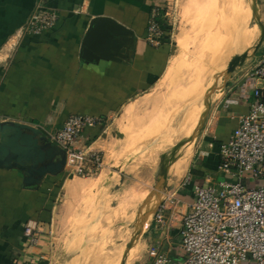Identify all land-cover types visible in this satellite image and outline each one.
<instances>
[{
	"label": "crops",
	"instance_id": "obj_1",
	"mask_svg": "<svg viewBox=\"0 0 264 264\" xmlns=\"http://www.w3.org/2000/svg\"><path fill=\"white\" fill-rule=\"evenodd\" d=\"M163 3L164 0H0V122H19L53 131L70 115L104 117L108 119L106 129L85 131L81 142H93L97 149L98 144H107L110 129L118 131L120 116L130 106L134 110L144 106V96L156 87L173 57L167 34L158 46L146 40L151 13L155 9L162 11ZM40 4L57 10L56 26L38 35L23 33L30 14ZM260 11L264 17L263 6ZM95 17L112 18L135 33L132 57L119 63H85L79 59L83 36ZM164 27L161 26L163 30ZM263 53L261 46L256 56L245 61L228 79L232 86L213 96L203 137L205 147L198 155L201 158L196 164L191 161L188 174L181 180V190L168 195L180 203L161 247L158 246L173 259L182 257L178 229L182 215L190 209L193 185L224 179L217 170L219 146L237 127L239 117L248 113L252 98L228 106L225 101L236 96L244 76L261 62ZM63 176L64 173L48 176L50 180L46 178L38 189L32 190L22 187L19 171L0 169V264H11L16 258L22 227L30 219L37 220L41 228L34 258L47 260L51 234L61 212L58 201L62 189H84L68 178L56 189ZM169 215L167 212L170 219ZM38 260L34 264L46 262Z\"/></svg>",
	"mask_w": 264,
	"mask_h": 264
},
{
	"label": "rangeland",
	"instance_id": "obj_2",
	"mask_svg": "<svg viewBox=\"0 0 264 264\" xmlns=\"http://www.w3.org/2000/svg\"><path fill=\"white\" fill-rule=\"evenodd\" d=\"M232 1L237 6V3L243 4L238 15L231 12V0H164L158 17L160 21H157L159 26H165L161 33L169 35L172 58H179L180 77L168 83L164 72L153 91L144 96L147 101L142 104L144 106L136 107L130 115L125 111L120 116L118 131L110 129L107 144H98L99 150L103 146L104 156L100 173L86 178L64 173L63 178L55 184L59 189L68 178L84 189L69 192L62 189L58 201L62 207L51 234L52 245L47 260L39 259L46 261L43 264H94L102 261L108 264H150V245L161 247L166 228L156 223L154 213L148 218L139 237L137 234L134 236V228L138 215L144 211L143 202L154 190L157 172L161 167L168 168L164 189L159 193L160 207L168 195L181 190V180L188 174L191 161L196 164L201 158L198 155L205 147L203 137L208 129L207 116L201 131L199 129L208 106L210 110L213 96L222 91L228 78L224 75L228 63L234 56L248 51L247 61L259 51L251 57L260 38L256 18L258 16L261 23L264 18L260 5L257 8L254 2L255 9L247 0ZM232 19H237L235 28ZM179 41L182 42L180 46ZM191 85L196 86L203 96H208L209 102L205 103L203 117L198 121V131L189 154L181 160V155L176 153L180 138L184 140L183 135L178 133L179 122L190 103L189 99H194L190 96L179 102L172 99ZM202 102L198 101V105ZM254 184L249 187L259 186L261 182ZM165 187L170 190H165ZM150 200L153 205L155 197ZM128 245L130 249L124 257Z\"/></svg>",
	"mask_w": 264,
	"mask_h": 264
},
{
	"label": "built area",
	"instance_id": "obj_3",
	"mask_svg": "<svg viewBox=\"0 0 264 264\" xmlns=\"http://www.w3.org/2000/svg\"><path fill=\"white\" fill-rule=\"evenodd\" d=\"M264 7V0H259ZM161 10L155 9L148 22L146 40L158 46L164 35L158 24ZM59 13L42 4L30 14L22 32L38 35L53 29ZM264 26V19H263ZM262 47L264 48V38ZM235 97L225 105L252 98L247 114L225 143L219 146L217 170L222 181L193 185L189 211L182 215L178 229L182 257L173 259L151 245L150 264H264V53L261 62L251 69L239 85ZM108 119L87 115H70L62 126L42 131L49 142L65 153L64 173L71 177H94L104 166L103 151L93 142H81L85 131L106 129ZM260 181L259 186L249 187ZM188 183V179L185 181ZM255 185V184H254ZM180 201L168 196L155 216L160 226L173 221ZM169 212L170 219L166 217ZM41 228L30 219L22 227V242L11 264H34Z\"/></svg>",
	"mask_w": 264,
	"mask_h": 264
},
{
	"label": "water",
	"instance_id": "obj_4",
	"mask_svg": "<svg viewBox=\"0 0 264 264\" xmlns=\"http://www.w3.org/2000/svg\"><path fill=\"white\" fill-rule=\"evenodd\" d=\"M254 1L258 8L259 0ZM256 19L260 29V38L253 48L251 57L261 48L264 38V26L258 20V16ZM135 46L136 37L131 29L112 18L95 17L89 22L83 36L79 59L85 63H98L101 60L119 63L133 56ZM248 57V51L233 57L227 65L225 73L227 79L242 67ZM227 79L222 89L232 86ZM208 110L209 106L199 131L203 127ZM64 167V151L49 142L40 129L19 122H0V169L19 171L22 175L24 189H38L48 176L56 177L64 173ZM167 170V167L159 169L154 190L145 202L153 195L156 198L159 197L160 190L164 189ZM165 190L169 191L170 188L165 187ZM126 249L124 257L130 246L128 245Z\"/></svg>",
	"mask_w": 264,
	"mask_h": 264
},
{
	"label": "bare ground",
	"instance_id": "obj_5",
	"mask_svg": "<svg viewBox=\"0 0 264 264\" xmlns=\"http://www.w3.org/2000/svg\"><path fill=\"white\" fill-rule=\"evenodd\" d=\"M202 2V1H201ZM233 4H232V3ZM231 12H233L234 14H237L238 15V10L240 11V8L242 9V5L241 4H239V3H237L239 6H237V5H235L234 4V1H232L231 0ZM254 0H247V3L249 4V5H252L253 7H254ZM220 3V2H219ZM245 6V5H244ZM255 8V7H254ZM255 9H257V8H255ZM208 10V9H207ZM191 12V11H190ZM236 12V13H235ZM193 13H195V12H193ZM228 16V15H227ZM197 18V17H196ZM235 18V17H234ZM233 20V27L234 26H236V20L235 19H232ZM234 20H235V22H234ZM202 21V20H201ZM230 21V20H229ZM215 23V22H214ZM221 23H223V22H221ZM195 24V23H194ZM211 25V24H210ZM199 28V27H198ZM226 28V27H225ZM235 28V27H234ZM208 29H210V28H208ZM229 30V29H228ZM220 31V30H219ZM236 32V31H235ZM234 32V33H235ZM208 35V34H207ZM225 36V35H224ZM234 36H236L235 34H234ZM240 37V36H239ZM235 38V37H234ZM241 38V37H240ZM236 39V38H235ZM241 40V39H240ZM229 41L230 40H228V43H229ZM233 43V42H232ZM180 44H182V42L180 43V41H179V46H180ZM230 44H231V41H230ZM183 46V45H182ZM241 46V45H240ZM219 49V48H218ZM227 55V54H226ZM225 55V56H226ZM221 58V57H220ZM226 58V57H225ZM177 59H179V58H177V57H174V58H172L170 61H169V64H168V66H167V68H166V70H165V80L168 82V83H171L175 78H177V77H180L179 76V70H180V68H179V65H180V62L179 61H177ZM215 60V59H214ZM181 61V60H180ZM178 62V63H177ZM221 62V61H220ZM181 63H182V61H181ZM177 64H178V66H177ZM181 66V65H180ZM202 67H204V66H202ZM211 69V68H210ZM218 70V69H217ZM220 70H221V68H220ZM224 71V70H223ZM222 72V71H221ZM215 74V73H214ZM225 75V74H224ZM213 80V79H212ZM215 81V80H214ZM215 85V84H214ZM183 86V85H182ZM204 87V86H203ZM205 88V87H204ZM211 90V89H210ZM212 92V91H211ZM185 93V94H184ZM177 96H175V98L176 99H172V101H175V100H184L186 97H192L194 100H192L191 101V99H189L190 101V103L186 106V108H185V110L183 111V115H181L182 116V118H181V120H180V122H179V134L180 135H183V137H184V140H181V138H180V140H179V143L177 144V150H176V153H179L180 155H181V160H183V159H185L187 156H188V154H189V150H190V147H191V145H192V143H193V138H194V136H195V134H196V132L198 131V129H197V126H198V121H200V119H201V117H203V115H202V112L205 110V107H206V105L207 104H205V103H207V102H209V97L208 96H203L202 95V93H201V91L198 89V88H196V86H193V85H191V87H189V88H187L186 90L184 89H182V91L180 92H178L177 94H176ZM185 95V96H184ZM201 95V96H200ZM188 98H186V100H187ZM178 101V102H179ZM198 101L200 102V101H203L200 105H198ZM147 101H146V99L145 98H143V104L144 103H146ZM188 103V102H187ZM183 105V104H182ZM182 107V106H181ZM134 110V108L132 107V106H130L127 110H126V112H125V114L127 113V115H130L131 113H132V111ZM180 116V115H179ZM170 117V116H169ZM178 120L176 119L175 120V122H177ZM178 134V135H179ZM170 135H171V133H170ZM173 136V135H172ZM174 138V137H173ZM195 139V138H194ZM176 140V139H175ZM174 144V143H173ZM163 145V144H162ZM166 146V145H165ZM164 146V147H165ZM167 147V146H166ZM170 147V146H169ZM174 147V146H173ZM164 149V148H163ZM167 149V148H166ZM165 153V152H164ZM167 153V152H166ZM175 153V154H176ZM164 156H165V154H164ZM168 156V155H167ZM169 157V156H168ZM161 159H162V157H161ZM160 159V160H161ZM165 159H166V157H165ZM189 159H190V157H189ZM164 161V160H163ZM167 162V161H166ZM186 162H187V160H186ZM160 165V164H159ZM166 165H169V164H166ZM101 183V182H100ZM99 183V184H100ZM153 197H155L154 195L153 196H151V198L150 199H152ZM146 198H144L143 199V201L145 200ZM148 200L147 202H145V208H144V211H142L139 215H138V217H137V219H136V223H135V231H134V236H136V234L138 235V237H139V234L143 231V228L145 227V225H146V223H147V221L149 220L148 218L155 212V209H157L156 207H157V205H158V203H159V200H160V197H158V198H156L155 197V203L153 204V205H151V200ZM142 201V200H141ZM142 206V205H141ZM140 209H141V207H140ZM131 219V218H130ZM133 238V237H132ZM76 239H77V237H76ZM130 240H131V238H130ZM136 240H138V238L136 237ZM76 242V241H75ZM79 253V252H78ZM94 264H108V263H106V262H95Z\"/></svg>",
	"mask_w": 264,
	"mask_h": 264
},
{
	"label": "trees",
	"instance_id": "obj_6",
	"mask_svg": "<svg viewBox=\"0 0 264 264\" xmlns=\"http://www.w3.org/2000/svg\"><path fill=\"white\" fill-rule=\"evenodd\" d=\"M158 21H160L159 19H157ZM166 29V28H165ZM167 37H169V35L167 34Z\"/></svg>",
	"mask_w": 264,
	"mask_h": 264
}]
</instances>
